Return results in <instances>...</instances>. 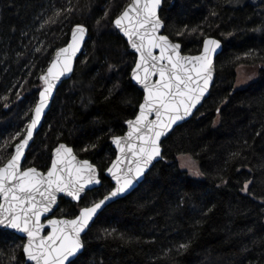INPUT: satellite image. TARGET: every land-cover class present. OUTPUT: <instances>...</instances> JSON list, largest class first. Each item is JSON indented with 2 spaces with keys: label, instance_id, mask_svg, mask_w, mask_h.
<instances>
[{
  "label": "trees",
  "instance_id": "trees-1",
  "mask_svg": "<svg viewBox=\"0 0 264 264\" xmlns=\"http://www.w3.org/2000/svg\"><path fill=\"white\" fill-rule=\"evenodd\" d=\"M131 1L0 0V166L26 133L55 52L73 26L90 31L24 164L47 171L64 142L98 167L101 187L79 204L61 199L58 217H75L111 190V139L143 100L131 80L136 55L114 27ZM160 16L183 53H199L207 37L223 42L215 83L162 143L145 180L98 216L77 264H264V0H164ZM242 67L255 76L238 87ZM181 155L198 163L201 178L181 169ZM24 244L0 229V264H26Z\"/></svg>",
  "mask_w": 264,
  "mask_h": 264
},
{
  "label": "snow or ice",
  "instance_id": "snow-or-ice-1",
  "mask_svg": "<svg viewBox=\"0 0 264 264\" xmlns=\"http://www.w3.org/2000/svg\"><path fill=\"white\" fill-rule=\"evenodd\" d=\"M161 4L162 0H132L114 20L138 53L132 78L146 92L139 114L135 120L127 121L130 131L126 137L113 139L120 156L107 171L115 179L116 187L99 202L81 207L75 218H46V224L42 223V218L48 213L55 215L54 207L60 194L79 202L88 185L101 183L96 167L88 160H78L72 148L63 144L55 149V158L46 174L36 168L21 169L24 149L33 136L48 95L59 78L72 71L73 57L86 31L83 26H76L71 42L59 49L47 75L41 77L46 87L40 93L26 138L15 146L14 154L0 167V196L3 197L0 226L25 234L23 251L32 264H77V253L83 248L81 233L89 227L97 210L106 201L127 191L144 174L151 162L161 155V137L177 121L190 116L208 90L213 78V56L220 41L206 39L201 54L182 55L181 45L160 32L164 27L158 14ZM153 113L155 118L150 119ZM247 188L245 184L244 190ZM46 226L51 230L44 234Z\"/></svg>",
  "mask_w": 264,
  "mask_h": 264
},
{
  "label": "water",
  "instance_id": "water-1",
  "mask_svg": "<svg viewBox=\"0 0 264 264\" xmlns=\"http://www.w3.org/2000/svg\"><path fill=\"white\" fill-rule=\"evenodd\" d=\"M131 3H132V1L129 3V5H130ZM163 3H164V0H162V4H161V6H160V8H159V10H158V14H159V16H160L161 9H162V7H163ZM129 5H128V6H129ZM128 6H127V7H128ZM127 7H126V8H127ZM126 8H125V9H126ZM125 9H124V10H125ZM121 14H122V13H121ZM121 14H120V15H121ZM120 15H119V16H120ZM119 16H118V17H119ZM160 19H161V16H160ZM161 20H162V19H161ZM162 22H163V20H162ZM163 24H164V22H163ZM77 25L83 26V27L86 29V31H85V33H84L83 40H82L81 45H80V49H79V51L75 54V56L73 57V61H72V71H71L70 73H65L63 76H61V77L59 78V80L56 82L55 87L53 88L51 94L48 95V99H47V101H46V106L44 107V109H43V111H42V113H41V117H40V119H39V122L37 123V125H36L35 128L33 129V136H32V138H31V140H29L28 146L24 149V154H23V156H22V158H21V169H22V170L27 169V168H36L38 171H41V172H43V173H45V174H46V172L48 171V170H47V171H43V170H41V169H38L36 166H31V167H26V168H25V167H24V164H25V161H26V159H27V154H28L29 150L31 149V147H32V145H33V143H34L37 134L39 133V131H40L41 128H42V125H43V122H44V120H45V117H46V115L48 114V112L50 111V109H51V107H52V103H53V101H54V99H55V97H56V94H57V91H58L59 87H60L65 81H68V80H70V79L72 78L73 73H74V71H75V67H76L77 60L80 58V56H81L82 53L84 52L85 45H86V43H87V41H88V39H89L90 31H89L88 27H86L85 25H82V24H77ZM77 25H75V26L72 27V29H71V31H70V38H69V41H68V43H67L65 46H63V47H66V46L71 42L72 32L74 31V29L76 28ZM114 27H115V29L117 30V32H118V33L124 38V40L127 42L128 46H129V48H130V51L136 55V61H135V63H136V62H137V59H138V53H136L135 50L131 47L130 42L128 41L127 36L124 35V32H123L121 29L117 28V27L115 26V24H114ZM160 32H161V34H163V35H167V34H165V24H164V27L160 30ZM167 36H168V35H167ZM168 37H169V36H168ZM209 38L220 41V47L216 49V52H215V54H214V56H213V69H212V76H213V78H212V80H211L210 83H209V87H208L207 92H206V93L204 94V96L202 97L200 103H198V104L196 105V107L192 110V114H191L190 116L186 117V118L183 119V120L177 121V122L172 126V128H171V129H170V130H169L164 136L161 137V139H160L161 155H160L159 157H156V158L151 162V164H150V165L148 166V168L145 170L144 174H143L141 177H139L138 180L134 181L133 185H132L127 191H125L124 193L118 195L117 197H113V198H111L110 200L106 201L105 204L102 205V207H101L100 209L97 210L96 215L93 217L92 221H90V223H89V227H88L87 229H85V231H84L83 233H81V240H82V243H83V248L80 250V252L77 253V257H78V256L84 251V237L87 235L88 231L90 230V228L92 227L93 223H94L95 220L98 218V216H99V215H100V214H101V213H102V212H103L108 206H110L112 203H114V202H116V201H118V200H120V199H122V198L128 196L129 194H131V193H132V192H133V191H134V190H135V189H136V188H137V187H138V186H139V185L145 180L146 175H147V174L149 173V171L153 168V166H154L156 163L160 162V161L162 160V158H163V147H162V143H163V142H164V141H165V140L171 135V133L175 130L176 127H178V126H180V125H182V124L188 122L190 119H192V118L194 117V115L197 113V111L202 107V105H203V103L205 102V100L208 99V97L210 96V93H211L212 87H213V85H214V83H215L216 75H217V72H216V60H217L218 56L222 53L224 45H223V42H222L221 40L217 39V38H214V37H207L206 39H209ZM169 39H170L173 43H179V44L181 45L180 52H181V54L184 55V56H195V55H199V54H201L202 51H203V44H202V48H201L200 52L197 53V54H186V53H183V46H182V44H181L180 42L173 41L170 37H169ZM206 39H205V40H206ZM205 40H204V41H205ZM204 41H203V43H204ZM63 47H61V48H63ZM61 48H59V49H61ZM59 49L55 52V54H54V56H53V59H52L51 63L49 64L48 68L51 66L52 62L55 61V60L57 59V57H56V53L59 51ZM157 54H158V50H157ZM134 66H135V64H134ZM134 66H133V68H134ZM48 68H47L46 71L41 75V77L47 75V70H48ZM132 70H133V69H132ZM40 79H41V78H40ZM153 79H154V80H155V79H158V77H153ZM131 80H132V83H133V84H134V85H135V86H136V87H137V88L143 93V100H144V97H145V95H146V92H145V90L143 89V86L140 85V84H138V83L132 78V71H131ZM41 83H42V89L39 91V94H38V100H37V103H36V105H35V107H34V109H33V111H32V117H31V120H30V122H29V124H28V126H27L26 133H25V135L23 136V138L20 139V140L14 145L12 155L14 154L15 146L18 145L22 140H24V139L26 138L28 127H29V125L31 124L32 120L35 118V108H36V106L39 104L40 99H41V97H40V93H41V92L44 90V88L46 87L45 81H44L43 79H41ZM143 100H142L141 103H143ZM138 114H139V108H138L137 115H138ZM137 115H136V116H137ZM136 116H135L133 119H130V120H135ZM154 118H155V114L153 113V115L150 117V119H154ZM128 121H129V120H128ZM128 131H130V128H129L127 122H126V131H125V133H124L123 135H120L119 137H126ZM115 137H117V136H115ZM113 139H114V137L111 139V143H112V147H113V149H114L115 152H116V155H115L114 159L112 160V162L109 164L108 168H109V167L111 166V164L117 159V157L120 156V151H119V149L116 147L115 143L113 142ZM61 144L66 145V146L69 147V148H72V150H73V154L77 157L78 160H88V159H82L81 157H79V156L75 153V151H74V149H73L72 146L68 145L67 143L61 142V143H59V144L53 149V151H52L51 162H52V160L55 158V149H56L59 145H61ZM12 155H11V156H12ZM11 156H10V158H11ZM10 158H9V159H10ZM88 161H89L91 164H93L92 161H90V160H88ZM6 162H7V161H6ZM6 162H5V163H6ZM5 163H4V164H5ZM4 164L1 165L0 167L4 166ZM93 165L96 167V169H97V171H98V178L100 179L101 183H100V184H92V185H88V186L86 187V189H85V192L81 195V200H80L79 202L72 200V198L67 197V196L64 195V194H60V195L58 196L57 205L54 207V212H55V214H56V212H57L56 209L59 208V204H60L61 199H65V200H67V201H71L72 203L79 204L89 192L94 191V190H96V189H98V188L101 187V185H102V180H101V177H100L99 169H98V167H97L95 164H93ZM50 166H51V164H50ZM49 168H50V167H49ZM108 168H107V169H108ZM107 169H106V171H105V176H106V177L111 181V183H112V186H113V187H112L111 190H110V191H112V190H114V188L116 187V181H115V179L111 176V174L107 171ZM110 191H109L108 193H106L104 196L108 195V194L110 193ZM104 196H103L102 198H100L99 200L95 201V202H99L101 199L104 198ZM0 203H3V197H2V196H0ZM90 205H91V204H90ZM90 205H88V206H90ZM78 212H79V211H78ZM77 215H78V214H77ZM46 218H53V219H73V218H75V217H58V216H56V215H53L52 213H48V214H45V217L42 218V223H45V224H46ZM0 229H1V230H5V231H10L11 233H14V234L18 235L19 237H25L24 239H25V243H26V236H25V234H23V233H19V232H17V231L14 230V229H10V228L4 227V226H0ZM50 230H51L50 227H47V226H46L45 229H44V234H47ZM23 253H24V251H23ZM24 256H25V253H24ZM77 257H76V258H77ZM25 259H26V258H25ZM26 264H32V262L26 260Z\"/></svg>",
  "mask_w": 264,
  "mask_h": 264
},
{
  "label": "rangeland",
  "instance_id": "rangeland-1",
  "mask_svg": "<svg viewBox=\"0 0 264 264\" xmlns=\"http://www.w3.org/2000/svg\"><path fill=\"white\" fill-rule=\"evenodd\" d=\"M255 76L254 70L251 68L242 67L239 70V82L238 87L243 86L244 83L248 82L249 80L253 79ZM218 119L216 120V124L218 123ZM180 167L183 170H186L192 177L194 178H201L202 174L199 169L198 163L189 155H181L179 157ZM249 187V183L247 184ZM245 193L248 191L243 190Z\"/></svg>",
  "mask_w": 264,
  "mask_h": 264
}]
</instances>
